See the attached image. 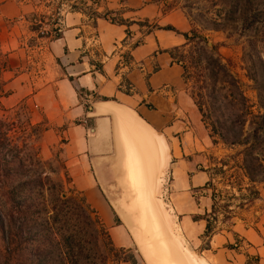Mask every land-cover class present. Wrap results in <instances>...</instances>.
<instances>
[{
	"label": "rangeland",
	"instance_id": "1",
	"mask_svg": "<svg viewBox=\"0 0 264 264\" xmlns=\"http://www.w3.org/2000/svg\"><path fill=\"white\" fill-rule=\"evenodd\" d=\"M159 1L162 11L179 5L189 23L175 27L181 44H154L160 59L150 67L180 71L183 91L169 107L180 105L181 111L175 126L170 116L167 131L195 151L183 154L191 170L185 167L176 180L203 174L198 186L169 188L167 204L190 245L212 264H264V0ZM72 8L126 23L118 14L96 12L93 0H0V264H136L138 257L74 184L80 163H72L68 151L71 120L33 97L60 70L58 55L68 50L57 40L64 34L60 19ZM145 25L140 31L158 30L159 36L175 30ZM43 31L44 39L38 38ZM44 42L50 48L45 52ZM145 43L125 49L116 44L105 67L89 56L94 70L107 72L109 88L95 94L76 79L85 108L86 99L96 96L134 106L145 102L148 71H138L146 63L131 51ZM96 51L100 55L101 48ZM186 127L187 137L181 133ZM65 238L72 244L69 254Z\"/></svg>",
	"mask_w": 264,
	"mask_h": 264
},
{
	"label": "crops",
	"instance_id": "2",
	"mask_svg": "<svg viewBox=\"0 0 264 264\" xmlns=\"http://www.w3.org/2000/svg\"><path fill=\"white\" fill-rule=\"evenodd\" d=\"M169 1L165 0L167 4ZM93 2L96 12L118 14L126 23H114L100 17L94 19L81 8L63 12L60 31L64 34L57 40L65 43L68 50L59 55L56 53L60 70H56L33 97L41 106L45 103L47 106L60 108L59 116L71 120L69 133L71 147L68 151L72 156L70 159L72 163H80L78 170L81 174L80 177L79 172L76 173L74 184L84 190L87 201L97 208L104 223L111 225V233L115 234L117 233L115 230L119 229L122 237L124 236L121 240L126 237V240L122 241L125 244L121 245L136 248L138 255L136 264H170L169 261L167 263L159 261L154 251L157 247L154 245L162 242L160 239L163 237L164 240V236L159 232H156L159 235L154 236L152 226L149 227L147 223L148 218L153 217L152 208L151 211L148 209L149 206L146 208L147 198L152 199L150 202L153 201L155 204L157 201L161 202L163 211L166 210L163 214L170 225L167 235L172 241L175 240L177 253L182 259L185 258L184 264H212L202 252L196 251L190 245L178 224L175 211L166 201L169 188L177 189L176 187L183 183L187 188L198 186L203 175L201 172L187 174L182 179V174H179L180 178L176 180L179 171L185 172L186 168L191 170L189 168L192 162L186 160L183 154L195 151L192 145L176 143L178 138L175 133L171 135L167 131L170 116L172 125L175 126L181 111L180 105L174 111L169 107L171 100H178L180 92L183 91L179 78L180 71L163 64L157 70L150 68L152 63H156V59H160V54L157 57L153 55L154 44L161 41L164 45L167 42L182 43L180 36L182 33L176 31L175 27L186 29L189 26L186 16L179 5L165 6L166 9L162 11V3L159 0H93ZM145 19H148V23L144 22ZM145 24L149 27L154 24L171 26L175 30L170 29L168 32L172 34L159 36L158 30L152 33L140 31L139 28L145 27ZM116 27H119L117 31ZM37 37L44 39V31ZM140 39L146 42L145 45L131 48V51L135 57L144 59L146 63L141 64L140 71L143 72L138 71L141 74L148 71L147 84L151 89L146 93L145 102L135 107L114 97L96 96L86 99L89 103L85 108L83 98L75 89L76 79L95 94L105 93L109 88L107 72L105 69L104 72L94 70L89 56L100 59L105 67L108 65L104 60L107 57L106 53L112 56L111 60L117 54L116 44H121L125 49ZM55 43L57 42H53L54 46ZM147 44L148 49L142 53L141 50L146 48ZM41 48H44L45 52L49 44L47 47L44 42ZM100 48L99 55L96 49ZM135 73L138 74L133 72ZM118 76L114 75V79ZM48 89L50 91L46 102L44 93ZM115 92L114 89L112 94ZM145 103H152L157 109H148ZM79 117L81 121L76 123L75 119ZM187 128L181 132L185 137L190 133ZM143 131L146 134L148 132L150 146L144 139ZM148 194L151 196L148 197ZM113 219H117L118 225L113 223ZM180 247L184 248L179 249ZM189 252L191 253L188 254Z\"/></svg>",
	"mask_w": 264,
	"mask_h": 264
},
{
	"label": "bare ground",
	"instance_id": "3",
	"mask_svg": "<svg viewBox=\"0 0 264 264\" xmlns=\"http://www.w3.org/2000/svg\"><path fill=\"white\" fill-rule=\"evenodd\" d=\"M130 112V111H129ZM136 118V117H135ZM128 119H130V118H128ZM144 125V124H143ZM147 126V125H146ZM146 129V128H145ZM148 129V128H147ZM138 132L140 131V130H137ZM148 131V130H147ZM150 131H151V129H150ZM143 134H144V139L145 140H147V143L149 144L148 146H150V143H149V139H148V136H147V134H148V132H147V134L143 131ZM154 135V134H153ZM137 136V135H136ZM157 135L155 134V137H156ZM152 142V141H151ZM156 144V143H155ZM143 145H145V144H143ZM140 146V145H139ZM148 146H145L146 148L148 147ZM145 147H143V148H145ZM152 147V146H151ZM141 148H142V145H141ZM149 148V147H148ZM156 156H154V158H155ZM157 159V158H156ZM155 163V162H154ZM143 171V170H142ZM149 174V173H148ZM144 175V174H143ZM146 175V174H145ZM150 179V178H149ZM164 180V179H163ZM149 195V194H148ZM163 195V194H162ZM151 195H149L148 197H150ZM153 196V195H152ZM144 200V199H143ZM152 199H149L148 200V198H147V203L149 204H147L146 203V208L149 206V208L148 209H150V211H151V208H152V210H153V212H152V216L153 217H150V218H148V220H147V223L149 224V227H150V225L152 226V232H153V235L154 236H157V235H159L158 233H156V232H159L162 236H164V240H162L163 239V237H161L162 239H160V237H159V239H160V241H162V242H158V243H156L154 246H157L156 247V249L154 250L155 252H156V254H157V256L159 257V261H162V262H164V263H167L168 261L170 262V264H184V262H183V260H185V258L184 259H182V257L177 253V249H176V247H175V243H174V241H172L171 239H170V237L167 235V231L169 230V220L167 219V218H165V216H164V214H165V211H163V207L161 206V202L160 203H157L156 202V204H155V202L154 203H152V202H150ZM145 201V200H144ZM143 201V202H144ZM160 201V200H159ZM150 202V203H149ZM151 203L153 204V206L151 207L150 205H151ZM144 205V204H143ZM164 205H165V202H164ZM166 206V205H165ZM168 206V205H167ZM144 208H145V205H144ZM155 208H156V210H155ZM168 210V209H167ZM169 210H170V208H169ZM155 211H157V213L155 212ZM163 212H164V214H163ZM171 212V211H170ZM167 213V212H166ZM157 214V215H156ZM167 215V214H166ZM168 216V215H167ZM176 224V223H175ZM170 231V230H169ZM173 231V230H172ZM171 231V232H172ZM179 231V230H178ZM177 231V232H178ZM173 233H175V232H173ZM180 234V233H179ZM181 235V234H180ZM175 237H176V235H175ZM174 238V237H173ZM182 239H183V237H182ZM184 241V240H183ZM155 243V242H154ZM185 246V245H184ZM182 247H180L179 249H181ZM184 248V247H183ZM182 248V249H183ZM186 248V247H185ZM184 251H186V249L184 250ZM179 252V251H178ZM191 252H189L188 254H190ZM195 254V253H194ZM182 255H183V253H182ZM188 256V255H187ZM186 257V256H185ZM154 258H157V257H154ZM188 258V257H187ZM190 259H191V256H190ZM189 259V260H190ZM191 261V260H190ZM193 261H195L196 262V260H193ZM192 262V261H191ZM186 263V262H185ZM200 263V262H199ZM187 264V263H186ZM196 264V263H195Z\"/></svg>",
	"mask_w": 264,
	"mask_h": 264
},
{
	"label": "trees",
	"instance_id": "4",
	"mask_svg": "<svg viewBox=\"0 0 264 264\" xmlns=\"http://www.w3.org/2000/svg\"><path fill=\"white\" fill-rule=\"evenodd\" d=\"M172 29V28H171ZM218 67V66H217ZM210 71H211V69H210ZM209 77H210V79L212 78L213 80H214V78L216 77V73H213V71L212 72H209V75H208ZM84 200V199H83ZM84 202H85V200H84ZM88 205V204H87ZM92 211H94V210H92ZM36 239H38L39 240V238H36ZM70 239V238H69ZM69 239L68 238H65L64 239V243H66L67 244V247H66V253H70L71 251H72V244H71V241L69 242Z\"/></svg>",
	"mask_w": 264,
	"mask_h": 264
}]
</instances>
